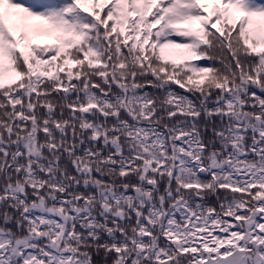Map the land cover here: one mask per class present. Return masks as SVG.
I'll use <instances>...</instances> for the list:
<instances>
[{"label": "snow or ice", "instance_id": "obj_1", "mask_svg": "<svg viewBox=\"0 0 264 264\" xmlns=\"http://www.w3.org/2000/svg\"><path fill=\"white\" fill-rule=\"evenodd\" d=\"M0 264H264V0H0Z\"/></svg>", "mask_w": 264, "mask_h": 264}, {"label": "trees", "instance_id": "obj_2", "mask_svg": "<svg viewBox=\"0 0 264 264\" xmlns=\"http://www.w3.org/2000/svg\"><path fill=\"white\" fill-rule=\"evenodd\" d=\"M43 42H48V41H43Z\"/></svg>", "mask_w": 264, "mask_h": 264}]
</instances>
